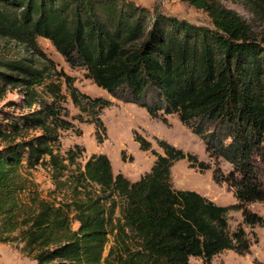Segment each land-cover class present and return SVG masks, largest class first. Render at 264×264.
I'll return each instance as SVG.
<instances>
[{
    "label": "trees",
    "instance_id": "trees-1",
    "mask_svg": "<svg viewBox=\"0 0 264 264\" xmlns=\"http://www.w3.org/2000/svg\"><path fill=\"white\" fill-rule=\"evenodd\" d=\"M182 1L208 12L213 25L134 0H0V35L37 51L38 38L49 39L72 67L85 69L114 97L155 116L178 115L213 161L231 164L228 172L217 165L213 174L233 189L236 202L220 205L176 188L177 161L210 166L167 140L159 141L161 153L135 135L156 157L136 181L115 174L105 153L85 163L80 146L62 153L59 118L41 97L45 70L21 60L1 62L8 65L0 69L1 94L8 85L24 86L26 107L44 105L0 119V242L22 244L37 264H192L191 257L209 263L226 250L250 251L248 232L242 223L231 227L230 212L240 211L249 227L264 226V215L249 207L264 202V36L218 0ZM72 93L82 105L76 89ZM82 96L93 112L110 104ZM99 114L93 122L102 142L106 127ZM38 128L41 134L17 141ZM38 165L53 169L57 186L68 189L64 197L41 195L31 172Z\"/></svg>",
    "mask_w": 264,
    "mask_h": 264
},
{
    "label": "rangeland",
    "instance_id": "rangeland-1",
    "mask_svg": "<svg viewBox=\"0 0 264 264\" xmlns=\"http://www.w3.org/2000/svg\"><path fill=\"white\" fill-rule=\"evenodd\" d=\"M149 9L159 7L163 12L198 25L212 26L213 21L208 12L198 9L182 0H134ZM221 4L238 11L251 24L257 36H264V5L255 0H218ZM40 51L34 50L18 41L0 35V69L6 63L21 60L32 64L35 68L45 70L44 90L41 97L46 104H52L57 114V132L60 151L65 153L77 146L83 148L80 161L85 163L93 153H105L112 162L115 174L122 173L132 181L139 180L145 173L150 172L156 157L151 150L143 151L135 135H141L151 142L152 148L163 153L159 145L160 140H167L171 144L197 156L199 161L209 164L210 168L201 170L198 165L192 166L187 158L177 161L172 168L174 186L178 189L195 190L220 205H230L236 202L233 189L225 182L214 179V170L220 165L224 172L232 166L219 159L213 161L206 152L205 145L198 135L193 133L176 114L159 113L152 115L149 110L138 104L126 102L111 95L107 90L99 87L90 79L83 68L72 67L56 49L54 44L46 38H38ZM9 73L12 70L7 69ZM0 84V119L7 115L16 118L17 115L43 108L44 104H34L26 107L25 87H5L1 94ZM57 88L59 92L53 93ZM79 94L82 107L73 97V90ZM102 98L110 104L98 111L90 105L88 99ZM100 112L106 131L102 132V142L97 138L94 114ZM51 120V124L55 123ZM42 129H27L17 138H31L41 134ZM124 152V155H122ZM32 178L44 198L53 200L64 197L68 189L57 186V178L53 169L45 165H38L32 169ZM252 210L264 215V202L249 204ZM231 227L242 223L248 232L252 246L248 253L238 254L233 250H226L216 255L209 263L200 258L191 257L192 264H264V226L249 227L243 223L240 211L230 212ZM22 244L0 242V264H37L36 260L22 251Z\"/></svg>",
    "mask_w": 264,
    "mask_h": 264
}]
</instances>
